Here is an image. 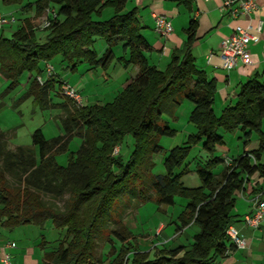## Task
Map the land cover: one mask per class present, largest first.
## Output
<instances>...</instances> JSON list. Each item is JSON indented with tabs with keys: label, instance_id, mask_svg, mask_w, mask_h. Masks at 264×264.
Listing matches in <instances>:
<instances>
[{
	"label": "trees",
	"instance_id": "16d2710c",
	"mask_svg": "<svg viewBox=\"0 0 264 264\" xmlns=\"http://www.w3.org/2000/svg\"><path fill=\"white\" fill-rule=\"evenodd\" d=\"M2 1L9 6L23 4V0ZM129 1L38 0L34 17L24 19L10 39L0 35V76L9 82L5 93L29 74L27 94L42 108L60 109L57 119L63 129L62 135L50 140L36 130L32 146L13 149L9 133L0 129V225L9 231L26 225L44 229L51 221L62 236L57 248L43 254L45 264H105V257L111 256L115 257L109 264H126L135 239L124 223L129 209L138 210L147 202L172 207L181 197L187 205L178 216L177 230L197 227L193 242L159 250L152 261L150 253L135 252V264H222L238 249L227 236L235 222L238 195L252 177L261 183L258 192H264V84L257 78L243 83L236 103L217 116L213 109L217 81L196 66L192 53L198 22H190L183 48L160 69L147 59L146 53L154 50L142 35L138 10L126 9ZM184 3L191 9L190 0ZM107 9L113 15L102 20ZM43 15L51 25L42 29V40L36 27ZM98 38L107 45L102 56L93 49ZM118 44L128 57L120 61L125 67H137L138 73L111 103L79 106L63 95L57 104L51 95L61 92L58 75L43 84L37 80L45 63L58 56L71 71L80 63L107 68ZM185 101L194 105L190 122L197 131L168 153L163 161L166 174L156 176L152 157L164 152L159 140L176 134L162 115L173 114ZM220 130L242 132L244 150L230 165L225 156H215L225 146ZM253 133L258 134V147L247 151ZM127 136L134 149L124 161L121 151L115 152ZM75 138L81 140L80 147L69 152ZM200 143L210 159L196 168L201 185L188 188L182 180L190 170L183 166L192 147ZM65 154L68 161L62 166L57 157ZM220 164L225 168L216 175L213 171ZM62 200L60 208L56 202ZM103 245H109L104 255L99 252Z\"/></svg>",
	"mask_w": 264,
	"mask_h": 264
},
{
	"label": "rangeland",
	"instance_id": "374dc122",
	"mask_svg": "<svg viewBox=\"0 0 264 264\" xmlns=\"http://www.w3.org/2000/svg\"><path fill=\"white\" fill-rule=\"evenodd\" d=\"M37 1L38 0H23L22 5L9 6L0 0V15L10 18V23L5 25L3 30L0 29V35L10 39L21 27L24 19L34 17ZM29 5L32 7L27 8ZM101 19L105 20L107 17H102ZM46 20L47 16L43 15L39 18V25L36 27L38 29L36 35L42 40L44 39L45 31L39 28L42 27ZM161 38L166 39L165 36ZM93 49L99 56H102L107 49V45L103 39L98 38L96 39ZM113 52L115 58L107 68L93 67L88 63H80L77 65L76 70L71 71V69L66 68V64L62 63V58L60 56L52 60L51 64L54 66L55 73L58 75L57 79L75 88L82 97L84 105H105L111 103L117 96V93H120L121 90L124 89L127 84V82L125 83L127 75L130 76V74L136 72L134 66L125 67L123 62L120 61L121 57H125V59L128 58L127 54L123 51L122 44L115 46ZM28 76L29 74H24L19 84L13 90L8 91V93L5 92L9 82L0 76V129L9 133V145L12 149L19 146H32V134L39 129L43 132L47 140L63 134L62 126L57 119L61 114V110L42 108L33 96L27 94L29 88ZM56 86L58 87V84H56ZM58 96L52 93L51 97L54 103L58 104L62 102L60 96H63V94L60 92ZM187 106H190L191 109H189V107L187 108ZM193 109V103L185 101L174 110L173 114L164 113L162 115V121L167 122L171 128L175 129L176 134L173 137L160 138V145L163 147L164 152L155 154L152 157L155 163L153 169L154 175L164 176L166 171L163 161L168 153L175 147L183 146L186 139L196 133V127L190 122V114ZM221 111L216 110L214 112L217 116H220ZM220 134L223 136L225 146L217 149L215 156L220 157L225 154V156L231 160L232 158H238L244 150L243 141L241 139L242 132L227 133L220 130ZM257 135V133H253L251 143L247 146L249 149L257 148ZM80 144V139H73L70 144L69 152H77ZM133 149V139L131 136H127L115 153L119 154L118 152L121 151V156L123 160L126 161ZM67 156V154L58 156L57 162L62 166H66L68 161ZM209 159L210 155L203 149L202 143L192 147L187 161L183 166V168L187 166L190 170L182 180L186 187L197 188L201 185V181L196 173V168L199 165L204 166ZM224 168L225 165L220 164L213 172L216 175L220 174ZM177 172H179V170ZM237 199L240 200V198ZM56 203L60 208H63L65 202L62 200ZM186 205L187 201L184 198L176 197L175 205L172 207H159L154 202L144 203L138 210L131 207L124 218V223L129 224L135 239L132 241L134 248L126 264H135V252L140 254L150 253L149 260L152 261L155 259L156 253L159 250L175 247L177 244L175 241H172V238L176 233L175 227H177V225L172 222L178 220V216L182 213ZM162 223L166 225V233L168 239H170L168 243L163 242L164 238L162 237L159 239L155 238L156 227ZM197 232L198 228L195 227L189 231V234L193 236L194 233ZM61 236L62 232L55 229L51 221L46 224L44 229L33 225H26L9 231L0 225V243L2 245L12 243L13 247L10 252H14L19 260L21 257L23 258L26 256L25 258L28 257L35 261L31 264H45L43 261V254L57 248L60 244ZM43 242H45V244ZM43 245L46 246L45 249L42 247ZM116 247L120 250L122 244L117 241ZM108 251L109 245H103L99 250L103 255L107 254ZM114 257L115 256L105 257V264H109Z\"/></svg>",
	"mask_w": 264,
	"mask_h": 264
},
{
	"label": "crops",
	"instance_id": "0c3cea01",
	"mask_svg": "<svg viewBox=\"0 0 264 264\" xmlns=\"http://www.w3.org/2000/svg\"><path fill=\"white\" fill-rule=\"evenodd\" d=\"M223 3L224 0H190L191 9H189L184 0H130L126 8L128 11L138 10L139 20L143 27L142 35L154 50L146 53L147 59L151 65L160 69L166 68L174 51L183 48L187 39L185 31L190 22L192 20L198 22L197 41L192 53L196 60V66L206 72L208 79L217 81L214 111H223L227 106L234 105L237 101L240 86L246 81L257 78L264 84V0H257L258 9L251 15V22L248 18L232 19L229 11L222 10ZM112 15L113 11L111 9L103 12V17L109 18ZM157 15L166 16L173 26V33L166 39H162V36L158 35L153 29V18ZM249 22L255 28L261 24V31L257 33V40L249 47L253 65L244 66L239 63L236 68L230 70L221 57L223 43L233 35L236 26H246ZM134 70L135 73L133 72L130 76L127 75L125 83L128 84L131 78L137 75L138 68L134 67ZM62 82L64 83V81ZM188 107L191 109L190 106ZM256 141H258V138ZM254 149L256 148L249 149L246 147L245 150ZM258 181L257 177L250 179L246 184L245 191L238 195L237 198H240V200L237 199L233 212L235 216L233 226L246 239L247 248L232 251L229 258L224 260L222 264H264V223L259 228L253 229L245 226L243 222L246 216L253 213L254 200L256 198L264 200V192H258L262 187ZM260 194L262 195L261 198ZM172 223L176 225L177 221ZM126 226L131 229L129 224L126 223ZM175 228L176 233L172 238V241L177 244L175 247L190 245L193 242V236L196 233L192 236L189 231L194 229V226L181 231H178L177 227ZM161 237L164 238L163 242L168 243L170 240L164 223L156 227L155 230V238L159 239ZM2 246L0 243V248ZM155 246L159 247L158 245ZM11 254L15 264L17 262L18 264L35 262L28 257V259L25 258L26 256L21 257L19 260L14 252Z\"/></svg>",
	"mask_w": 264,
	"mask_h": 264
},
{
	"label": "built area",
	"instance_id": "2783aa9c",
	"mask_svg": "<svg viewBox=\"0 0 264 264\" xmlns=\"http://www.w3.org/2000/svg\"><path fill=\"white\" fill-rule=\"evenodd\" d=\"M209 1V0H205ZM258 9L257 0H224L222 10L229 11L232 19L248 18L251 22V15ZM48 14H51L55 18V12L49 9ZM154 31L160 35L168 37L174 29L171 22L166 16L157 15L154 16ZM14 21V20H13ZM246 26L238 25L234 29L233 35L226 41H224L221 57L225 62L228 69H234L239 63L244 66L253 65L251 59V53L249 51L250 45L257 40V33L261 31V24L259 27H254L251 23ZM10 23V18L0 15V29ZM51 25V21L48 19L42 25L41 29H46ZM55 75V68L51 63H45L44 73L40 75L37 80L40 84H43L45 80ZM61 93L73 100L77 105H83V99L79 92L67 84L63 83ZM226 165H230L232 160L225 156ZM244 225L249 228H259L264 223V200L256 198L253 202V213L248 215L243 220ZM228 238L234 242L238 249H246L247 241L240 234L234 226L229 227L227 230ZM13 245L12 243H6L0 248V264H14L12 254L10 253Z\"/></svg>",
	"mask_w": 264,
	"mask_h": 264
}]
</instances>
